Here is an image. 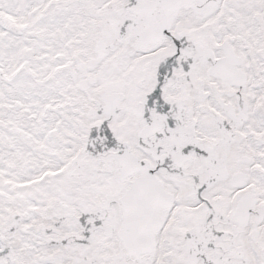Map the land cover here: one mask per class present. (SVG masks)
Segmentation results:
<instances>
[{"label":"snow or ice","instance_id":"snow-or-ice-1","mask_svg":"<svg viewBox=\"0 0 264 264\" xmlns=\"http://www.w3.org/2000/svg\"><path fill=\"white\" fill-rule=\"evenodd\" d=\"M0 264H264V0H0Z\"/></svg>","mask_w":264,"mask_h":264}]
</instances>
